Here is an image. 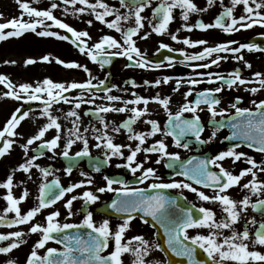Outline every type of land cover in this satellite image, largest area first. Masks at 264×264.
<instances>
[{
    "label": "snow or ice",
    "instance_id": "obj_1",
    "mask_svg": "<svg viewBox=\"0 0 264 264\" xmlns=\"http://www.w3.org/2000/svg\"><path fill=\"white\" fill-rule=\"evenodd\" d=\"M22 14L20 17H13L7 22L0 23V41L8 38H19L27 32H32L38 37H54L62 41H70L78 51L87 56L91 61L98 63L101 68L112 63V57H126L129 61H134L126 65L127 67H139L141 69H160L165 66L164 62H156L146 58V54L137 46V40L147 39L151 33L144 32L140 36L141 30L144 28L145 17L142 15L145 8L151 6L152 0H119L120 8L127 11L121 12L120 8L111 6L105 0H95L94 3L90 0H62L65 5L64 12L68 14V5L72 6V15L84 14L90 12L95 16V20L105 24L107 28L113 29L121 34V39L110 34L102 35L98 41L89 43L92 37L87 30H77L63 19L58 18L54 14V10L58 9L60 5L52 2L46 8H37L30 6L25 0H18ZM215 0H208L211 6ZM79 4V7L76 5ZM244 6V15L236 17L233 15L234 9L237 5ZM231 7H226L224 11L215 18L213 23L198 22L195 25L185 23L183 27L191 31L194 27L201 30H208L219 28L224 33H233L241 29H249L254 25L264 26V0L255 3V8L250 6L249 0H231ZM180 8L182 10V19L187 22L189 14L193 12H203L207 9L199 8L193 0H160V2L153 8V23L149 20L148 23L152 27V32L163 35L167 32L169 24L173 21V10ZM99 9V10H98ZM24 14L32 18L25 20ZM108 17H114L107 19ZM225 18H229L230 22H226ZM134 19V26L125 28L123 22ZM51 23H48V22ZM89 25L92 20H88ZM57 29L65 30L66 33L61 34ZM39 29V30H38ZM7 30V31H5ZM179 32V29H177ZM264 35V34H262ZM171 39L190 47L202 46V50L192 54L187 53L184 49H171L170 45L161 42L157 51L160 49H169L170 51H179L184 59L179 63L193 61H206L203 63H190L189 66L193 70L209 69L213 65H218L222 60H227L228 55H220V53L230 54L232 59L236 61H243L247 68H251L250 62L245 60L242 50H260L264 51L260 45L255 43H238L234 40L216 43L209 45L205 39H191L188 37L182 40L177 34H171ZM238 45V46H233ZM215 55V58L213 57ZM55 63L68 69H82L87 75L88 79L78 82H57L51 78H44L42 81L33 83L14 84L13 81L5 74H0V84L5 85L8 89L3 92L4 97L12 98L17 101H39L43 105L40 113L41 116L47 119V123L39 127L35 135L29 137L26 143L20 145L24 150V154L28 157L29 146L36 141H41L39 147L49 151H55L60 146L62 126L59 122V117L53 114L52 107L55 104L64 102L66 104H73V108L66 113V118L71 117L73 128L69 130V138L64 144L63 151L60 155L69 157L70 150L78 141L83 144L80 151L75 153V157L91 155L89 149V139L86 133L88 128L83 130L79 127L80 114L77 110L81 108L82 104L93 105L85 115H94L99 119L101 128H92L94 139L96 141L95 148H103L104 163L111 160L112 157H120L125 160V167L129 168L133 175L140 171V176L137 181L143 184L145 181L154 180L160 181V177L153 167H144V162L137 161V154L156 153L158 159L156 163L159 164L164 158L170 161H179L180 154L178 152H170L169 145L165 139L155 140L150 146L145 147L148 138L155 137L160 134L163 137H172L173 143L176 147L184 149L189 148L190 140L186 137L191 135L195 141L200 144L208 143L202 140L201 135L204 132V126L201 123L200 116L197 114L201 104L207 106L213 119L219 115L224 116L227 109L221 108L217 111V107L221 100L216 93H221L224 90V85L229 89L237 85H245L256 82L260 85L259 88L253 87L246 89L251 93H256L264 89V73L255 72L254 79L249 80L241 75L239 68L222 75L220 73H213L211 71H197L195 77L175 78L176 87L173 91H178L182 83H186L188 91L184 93L185 102L181 105L178 111L173 113L170 109L171 97H161L159 93L154 96H143L137 93H132L133 99L125 100L122 96L113 95L112 89L117 88V85L111 87L106 86V79H100L97 83L95 76L92 75L91 70L87 65L81 64L78 61H66L59 57H53L51 54H46L40 57V61ZM167 66L174 65L175 58L168 56L165 58ZM5 64H15L16 61H4ZM37 63L35 58H27L24 64L34 65ZM174 78L171 76H164L154 81H144V85L151 87H158L161 84H167ZM221 83L220 87L206 88L197 93L195 100L188 101L187 97L193 94V89L196 85L202 83ZM133 86H137L134 80L129 81ZM73 89L80 90V95L76 97H69V93ZM98 91H102L105 95L99 97ZM89 93V98H84V93ZM97 99H104L107 101L104 105H96ZM241 97H236L235 102L230 105L235 109V114L228 121L229 126L233 129L229 137L225 139L235 140L240 139L246 146L257 152L264 153V99L259 101H252L253 108H241L238 104L241 102ZM157 103L166 111L167 122L161 127L160 122L156 119H146L144 123L149 125L147 131H135L133 125L146 116H150L149 104ZM119 104L120 106H116ZM132 105L131 108L128 106ZM142 105V107H140ZM109 112L124 113L129 112L127 119L123 120L119 125L115 122L105 120L102 114ZM184 113H192L190 119L184 117ZM29 116V111H23L21 108H16L12 112L9 119H7L3 128L0 129V157H4L13 148L16 143L15 137L20 134L17 132L21 122ZM242 118V119H241ZM232 120H235L233 123ZM216 128L225 126L223 122H217ZM50 129H55L56 135L51 139H45L46 133ZM111 133H120L126 130L130 141H137L135 147L132 144H120L114 142V136ZM216 136V131H213L208 140H212ZM239 144H232L226 151L219 152L216 156L208 159H201L193 156L191 159L181 162L179 167L181 169L178 175L184 176L188 180H192L197 185H202L205 188H212L213 195H208L204 191L193 187L192 183L184 181L172 180L169 183L153 182L148 185V188L155 190L152 195H147V189L129 187L125 181L111 179L104 177L106 185L98 187L96 192L104 193L117 192L118 195L113 199L109 207L121 216L122 222L113 229L109 219H103L99 224L94 219L92 211L84 210L83 219L79 223H61L59 217L60 211L57 209L51 211L45 217L46 223H32L34 218L43 210L50 208L52 205L61 201L69 193L74 190L90 186L93 184V179L87 173L81 172V176L86 177L77 183H72L67 187L60 184L59 178L51 182L47 181V177L51 174V170L41 167L35 161L38 159L37 155L28 157L23 163L18 165V168L9 174L5 181L0 183V187L6 189V195L3 197L7 202V207L3 209L0 214V226H20L30 224L31 226L26 233L23 230L9 231L7 233L0 232V241H7L6 246H0V253H10L13 249L19 248L27 241L24 237L28 234H40V238L33 244L30 253L27 255L25 264H124L122 259L125 253H130L133 256L132 264H161L160 261L148 259L154 250L164 252L165 256L169 252L178 258H186L187 264H264V252L254 250L256 245L264 246V219L257 221L255 216L246 220L243 231H238L235 225L241 220L242 216L247 214L249 208L254 212H259L264 216V180L259 179L258 172L264 173V161L257 163V161L249 156L247 153L237 151ZM124 149H128V155L125 156ZM39 155H44L41 151ZM225 158H232L233 163L241 161L243 158L249 167L242 168L238 174H234L229 169L225 168L221 161ZM147 160L148 157L146 156ZM215 166L218 171L210 170L209 166ZM169 168L174 167V163L167 164ZM74 165H69L65 171L71 174ZM32 168L39 169L43 177V182L39 186L38 203L28 209L26 212L21 210V202L25 201L29 192L25 188L23 193L16 197L13 194L14 175L15 171H23L24 173H31ZM93 169L96 172L100 171V162L93 164ZM251 176L247 183L241 185V181L246 176ZM29 178L31 176L29 175ZM113 184H121L123 187L113 188ZM240 186L247 190L249 194L243 196L242 199H234L228 194L229 189ZM188 189L196 193L201 201H210L212 203H219L222 209V218H217V213L209 207L200 206L196 208L195 205L181 207L174 197H169L164 194L162 189ZM253 196L256 197L253 200ZM83 199L85 205L94 204L100 197L93 191L85 190L80 196L72 195L64 203L67 209L68 217H72L75 213L72 211L73 201ZM175 206L173 210L172 206ZM14 213L9 218L8 214ZM142 214V215H141ZM139 216V219L145 223H149L150 218L152 227L157 229V234L160 229L166 237V245L169 251H165L161 243L153 242L145 238L143 235H135L125 240L126 232L131 228L132 221ZM255 232L249 230L248 225H257ZM75 229V232L68 230ZM80 229H87L86 237L81 234ZM207 229V234L196 231V234H190V230ZM229 230L230 235H224V231ZM60 244L62 247H47L49 242ZM250 245L252 248L250 249ZM111 247L107 254L106 250ZM43 255L40 254V249H45ZM198 249L202 250L206 258H198ZM6 264H16L15 260H8ZM166 264H175L174 261L168 260Z\"/></svg>",
    "mask_w": 264,
    "mask_h": 264
},
{
    "label": "flooded vegetation",
    "instance_id": "obj_2",
    "mask_svg": "<svg viewBox=\"0 0 264 264\" xmlns=\"http://www.w3.org/2000/svg\"><path fill=\"white\" fill-rule=\"evenodd\" d=\"M30 6L37 7V8H46L50 6V3H46V0H40L36 4L31 3L32 0H25ZM49 2H54L55 0H48ZM60 7L54 10V14L58 17L63 19L65 22L69 23L71 26L75 27L77 30H87L92 39L89 43H94L98 41V39L104 34H110L116 37L118 40L121 39V34L116 32L113 29H109L106 27L105 24L101 23L100 21L95 20V17L90 12H85L84 14H77L72 15V6L68 5V14H65L62 0H57ZM90 2L94 3V1ZM109 4H113L111 6H115L120 8L119 0H107ZM160 2V0H152L151 6L144 9L142 15L145 17L144 28L141 30L140 36L144 34V32H149L151 35L147 39H140L139 37H134L137 40V46L141 49L142 52L146 54V58L153 63L156 62H164L165 66L160 69H141L139 67H127L126 65L130 63H134V61H129L126 57H112V63L110 65H105L103 68L100 67L98 63L91 61L87 56L81 54L78 49L70 42V41H62L54 37H38L32 32H27L24 34V40H32L35 41V49L32 48L31 51H26L27 53H31L33 57H37V63L34 65H28L24 68V83H33L42 81L44 78L48 77L53 79L57 82H71L73 80L82 82L88 79V75L82 69H68L65 68L53 60L51 63L42 62L40 61V57L46 54H51L53 57H59L66 61H78L81 64H85L91 70L92 75L97 78L94 80V83H97L100 79H106V86L111 87L112 85H117V88L112 89L113 95L122 96L125 100L133 99L132 93H137L143 96H154L157 93L161 95V97L170 96L171 103L170 109L173 113L179 110L181 105L185 102L184 93L188 91V85L186 83H182L181 87L178 91H173L176 87L175 78H189L195 77L197 71H211L213 73H220L222 75H227V73L239 68L241 70V75L249 80H253V74L255 72L264 73V51L260 50H242V54L248 62L251 63L252 67L249 69L244 65L243 61H236L232 59L230 54L227 53H220V55H228L227 60H222L218 65H213L209 69H197L193 70L192 67L189 66L190 63H203L206 61H193V62H186L184 64L179 63V61L184 59V56L179 51H170L169 49H160L159 45L161 42L167 43L170 45L171 49H184L187 53L192 54L195 52H199L202 50V46L197 47H190L184 45L183 43H179L177 41H173L171 39V34L175 33L178 37L182 40L185 37L191 39H205L208 41L209 45H214L220 42H226L229 40L237 41L238 43H255L264 48V26L261 25H254L252 28L249 29H241L240 31L233 32V33H224L219 28H213L208 30H201L198 28H193L191 31L186 30L183 25L185 23L195 25L198 22L204 23H213L215 18L220 15L226 7H231V0H215V2L209 6L208 0H193V2L201 9H207L203 12H193L189 14V19L185 22L182 19L180 8H176L173 10L174 19L169 24L168 30L163 35H158L152 32V27L148 23L149 20H152L153 23H156V20H153V8ZM80 5L77 4L76 7ZM250 6H252L250 4ZM255 8V7H254ZM121 12L127 11L124 8H120ZM264 11V9H262ZM244 6L237 5L234 9L233 15L239 17L240 15H244ZM80 15L82 16L80 18ZM114 17H108L107 19H112ZM25 20H30L32 18L28 17L24 14ZM226 22H230L229 18H225ZM88 20H92V24L89 25L87 23ZM48 23H51L50 21ZM124 27L134 26V19L123 22ZM179 29V32H177ZM39 30V29H38ZM52 30L59 31L61 34H68L65 30L57 29L55 27ZM70 35V34H68ZM255 38H260L257 41H253ZM238 46V45H233ZM25 52V51H24ZM25 52V53H26ZM216 54H213L212 58H215ZM172 56L175 58V63L172 67L167 66V61L165 60L166 57ZM32 58V57H31ZM30 66V67H29ZM34 74V77L32 75ZM32 77V82H29L28 77ZM164 76H171L174 79L169 81L167 84H161L158 87H151L144 85V81H154L156 79L162 78ZM134 80L137 86H133L129 81ZM221 83L217 81L216 83H202L200 85H196L193 89V94L187 97L188 101H193L196 98L197 93L203 91L206 88H215L220 87ZM224 90L221 93H216L215 95L220 98L221 103L216 106L217 111L221 108L227 109L225 115L219 116L217 115L214 119L211 116V113L208 111L206 105L201 104L200 111H198V115L200 116L201 123L204 126V132L201 135V139L208 141V143L200 144L199 142L195 141V138L189 135L186 137L187 140H190L191 143L189 144L188 149H184L182 147H176L173 143L172 137H163L160 134H157L155 137L148 138L145 147L150 146L155 140L158 139H165L166 143L169 145L170 152H178L180 154L179 161H170L168 158H164L160 161L159 164L156 163V160L159 158L158 154L156 153H144L140 152L137 154V161L144 162V167H153L156 169L157 175L160 177V181L148 180L145 181L143 184L138 183L137 177L140 176V171H137L135 175L132 174L131 170L125 167V160L120 157H112L110 161L104 163V149L95 148V139L94 133L92 128H101L102 125L99 122V119L94 115H85L88 110L93 107V105L89 104H82L81 108L77 110L80 114V121L79 127L81 132L85 128H88L89 131L86 133L89 139V149L91 155L89 156H81L75 157V153L80 151L83 147L81 142H77L74 144L70 150L69 157H64L60 155L63 151L64 144L66 143L67 139L69 138V130L73 128L72 119L71 117L66 118V113H68L72 108L73 104H66L64 102H60L59 104H55L52 107L53 114L58 116H63L59 119L61 123L62 130H61V141L60 146L53 152L47 149H41L39 147L41 141H36L32 145L29 146L28 157L33 155H37L38 159L35 163H38L43 168H48L51 170V174L47 177V181L51 182L56 178H59L60 184L64 187L72 183H77L82 179H86V177L81 176V172L87 173L89 177L93 179V184L90 186H85L74 190L73 193H69L65 196V198L61 201H58L56 204L52 205L50 208L43 210L40 214H38L32 223H41L45 224L46 220L45 217L48 215L49 212L59 210L61 215L59 220L61 223H79L84 216V210L92 211L93 216L97 224H99L103 219H109L113 229L122 222L121 216L123 214H117L112 210L109 205L113 199H115L118 195L117 192H109L106 191L104 193L96 192L98 187H103L106 185V181L104 179L105 176L115 179V180H122L127 183L129 187L133 188H144L147 189L146 194L152 195L155 190L148 188V185L153 182H164L169 183L173 179L177 181H184L187 183H192L193 187L198 188L200 191H204L208 195H213L214 190L212 188H205L202 185L195 184L194 181L186 179L182 175H178L177 173L181 171L179 165L181 162L187 161L191 159L193 156L199 157L201 159H208L216 156L221 151H226L232 144H239L236 141L233 142L232 140L225 139V137H229L231 135V131L226 127H222L217 129L216 123L222 122L229 119L230 116L235 114V109L231 108L230 105L235 102L236 97H241L242 100L238 104L241 108H253L254 105L252 101H259L264 99V89L256 93H251L250 91H246V89H250L253 87L259 88L260 85L256 82L245 84V85H237L233 88L229 89L226 85L223 86ZM69 97H76L80 95V90L73 89L69 93H66ZM97 95L99 97H103L105 94L102 91H98ZM84 98H89V93H84ZM96 105H104L107 103L104 99H97ZM116 106H120L117 104ZM129 108L132 105L128 106ZM142 107V105H140ZM43 109V105L39 101H24V111H29V116L24 119V143H26L27 139L32 135H35L38 131L39 127L43 124L47 123V119L40 115ZM149 110L151 115L142 118L141 120L137 121L133 128L135 131H147L150 126L144 123L146 119H156L160 122L161 127L165 125L167 122V113L157 103H150ZM57 113H63L64 115H59ZM105 120L110 122H115V124L119 125L123 120L127 119L130 115L129 112L124 113H113L109 112L106 114H102ZM185 118L190 119L192 117V113H184ZM110 134L114 136V142L120 144H132L135 147L137 141H130L128 139L129 133L126 130H123L120 133H111V129H109ZM216 131V136L212 140H208L211 136L212 132ZM54 135H56L55 129H50L48 133H46L45 139H51ZM240 147L237 151H242L247 153L249 156L253 157L257 163L264 161V153L257 152L253 149L248 148L244 144H239ZM2 146V141L0 143ZM11 151L6 154L4 157L0 158V183L6 180L7 176L12 173V164L11 162H6L7 158L10 157ZM43 151L44 155H39V153ZM125 156L128 155V149H124ZM148 157L146 160L145 157ZM24 154V161L28 158ZM95 162H100V171L96 172L93 169V164ZM23 163V162H21ZM174 163L173 168H169L167 164ZM223 166L234 174H238L242 168L249 167L250 165L242 158L241 161H237L233 163L232 158H225V160L221 161ZM19 165V164H18ZM17 165V168H18ZM69 165H74L72 173L69 175L66 173L65 169ZM210 170L218 171L215 166H209ZM29 175L31 178H29ZM17 176H19L20 181L24 183V189L26 188L29 192L28 198L21 202V210L22 212H26L31 207L35 206L38 203V196H39V186L43 182L42 174L40 173L39 169L32 168L31 173H24L23 171H19ZM258 177L261 180H264V173L258 172ZM251 179V176H246L242 179L241 185L243 183H247L248 180ZM15 186V182H14ZM123 187L121 184H113V188H120ZM24 189L15 188L14 192L19 191L18 197L23 193ZM91 190L96 193L100 199L96 201L94 204L85 205L83 199H77L73 201L72 211L75 213L72 217H68L67 209L64 207V203L67 199H69L72 195L80 196L85 190ZM6 189L0 187V214L3 213V209L7 207L6 200L3 197L6 195ZM161 191L164 192L165 195L169 197H174L177 203L181 207L195 205L196 208L200 206L212 208L217 213V218H222V209L219 203H212L210 201H201L196 193L188 189H162ZM228 194L232 196L234 199H242L244 195L249 194L247 190L243 189L240 186L233 187L229 189ZM256 197L253 196V200ZM173 210L175 206H172ZM14 213H9L8 216L11 218ZM252 216H255L256 220L259 222L264 219L259 212H254L251 208H249L247 214L242 216L241 220L235 225L236 230L243 231L245 227L246 220ZM31 225H20L14 227L8 226H0V232L7 233L9 231L15 230H23L26 233ZM250 232L254 233L257 225H248ZM196 231H201L207 234V229H200V230H190V234H196ZM144 234H151L153 237V242H159L157 229L152 227V223L149 222L148 224L143 223L139 216L136 217L132 221L131 228L125 234V240L131 238L135 235H143ZM229 230L224 231V235H230ZM40 238V234H28L24 237L27 241L25 244L21 245L17 249H13L10 253L4 254L0 253V264H6L8 260H16V264H25V260L27 255L30 253V250L35 241ZM7 241H0V246H6ZM47 247H62L60 244L49 242L46 245ZM45 249H40V254L43 255L46 251ZM252 246L250 245V249ZM111 247L106 250L104 254H107V251H110ZM254 250H259L264 252V246L256 245ZM165 264L168 260H172L170 257L165 256ZM124 264H126V255L124 254L122 257ZM234 264V262H233Z\"/></svg>",
    "mask_w": 264,
    "mask_h": 264
},
{
    "label": "rangeland",
    "instance_id": "obj_3",
    "mask_svg": "<svg viewBox=\"0 0 264 264\" xmlns=\"http://www.w3.org/2000/svg\"><path fill=\"white\" fill-rule=\"evenodd\" d=\"M39 1L40 0H32L31 3L36 4ZM54 2L58 3L57 0H55ZM105 2L108 3L107 0H105ZM259 2H261V0H249V4H251L253 8L255 7V3H259ZM46 3L51 4L52 2L46 0ZM109 5H113V4H109ZM21 14H22V9L20 8V3L18 2V0H0V23L7 22L13 17L18 18L21 16ZM81 17L82 16L80 15V18ZM34 47H35V41L28 39L24 40V35L19 38L12 37L4 41H0V74L7 75L13 81L14 84L18 85L20 83H24V78H25L24 68L28 66L24 64V61L29 57L38 60L37 57L35 56L33 57L31 53L26 52V51H31L32 48ZM6 60L7 61L15 60L16 63L5 64L4 61ZM32 77H34V74L32 75ZM32 77H30L29 75L28 77L29 82H32L31 80ZM7 90L8 89L5 87V85L0 84V129L3 128L7 119L10 118L12 112L15 111L16 108H21V111L22 112L24 111V100L17 101L11 98V101L8 102L10 98L7 99L8 97H4L2 95L3 92ZM57 114L64 115L63 113H57ZM61 117L63 116H60V118ZM17 132L20 135L14 138L16 140V143L13 145L10 157H8L6 160V162H11L13 170L17 169L18 164L24 162V150L20 147V145L24 143V120L21 122L20 126L18 127ZM18 172L19 171H15V175H14L15 186L13 187V194L16 197H18L20 189H24V183H22L20 181L19 176H17ZM15 188H18L19 191L14 192ZM144 237L149 239L150 241H153L152 240L153 237L151 236V234H144ZM125 255H126V264H132L133 256L130 253H125ZM148 259L154 261H160L161 264H165L164 254L159 250H154L151 253L150 257H148Z\"/></svg>",
    "mask_w": 264,
    "mask_h": 264
},
{
    "label": "water",
    "instance_id": "obj_4",
    "mask_svg": "<svg viewBox=\"0 0 264 264\" xmlns=\"http://www.w3.org/2000/svg\"><path fill=\"white\" fill-rule=\"evenodd\" d=\"M242 119V118H241ZM235 121V120H234ZM243 142V141H242ZM147 219H149L150 220V218H147ZM75 230V229H74ZM69 232H74V231H71V230H68ZM75 231H77V230H75ZM159 237H160V239H161V244H162V247H164V249H165V251L167 252V251H169L168 249H167V245H166V237H165V235H164V233H163V229L161 230L160 229V232H159ZM169 255H172L170 252H169ZM199 255H200V258H206L205 257V255H203L202 254V252L200 251V253H199ZM173 257H174V255H172ZM204 256V257H203ZM177 262L175 261V264H176Z\"/></svg>",
    "mask_w": 264,
    "mask_h": 264
}]
</instances>
